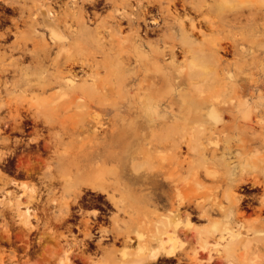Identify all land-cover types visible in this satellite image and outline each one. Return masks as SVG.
Here are the masks:
<instances>
[{"label": "bare ground", "instance_id": "obj_1", "mask_svg": "<svg viewBox=\"0 0 264 264\" xmlns=\"http://www.w3.org/2000/svg\"><path fill=\"white\" fill-rule=\"evenodd\" d=\"M100 1L0 0V145L8 148L7 152L0 151V161L10 164L15 160L17 165H23L29 155L31 157V154L36 152L40 154L41 148L52 149L48 171L42 172L48 178L47 187L49 185L55 193L56 186L61 185L67 193L72 194L70 199L52 194L46 200L52 204L53 216L58 211L59 223H66L67 233L64 230L63 249L65 255H70L66 259L67 264L74 259L83 260L87 257L84 255V247L78 249L79 243L86 244L87 247L95 244L98 251H101L102 256L95 264H159L163 259H176L178 264H191L192 256L189 249L185 248V242L187 240L190 246L192 239H187L186 231L192 228L193 217L204 221L203 232L197 236V246L208 255L206 264H219L217 259L223 255L225 264H252L255 257L263 260L264 153H259L257 147H263L264 140H259L256 136L230 143V140L226 139V148L236 145L234 155L238 162L231 166L229 162L217 158L220 147V131L217 128L223 117L219 108H232L236 104L234 100L225 101L215 97L197 101L196 104L200 108L211 106L206 114L199 111L195 115L190 113L189 116L172 111L171 116L164 115L159 119L166 124L169 117H172L173 126H163L160 130L150 131V134L133 132L135 143L127 142L122 148L116 149L108 143L101 147L99 142H91L89 148L83 150L82 159H79V152L62 148L67 129L62 127L55 130L59 123L56 117L58 107L53 103L59 100L77 102L79 98L84 100L93 93L96 84L94 75L100 66L99 63L104 62L103 59H98V56L101 50L108 49L107 44L112 43L110 40L114 39L115 33H118V39L125 43L127 39L132 40V50H146V47L159 50V43L163 41L161 50H169L168 58H175L174 50H181L182 55L188 58L187 50L201 49L195 48L193 35L204 37L206 29H218L223 22L245 28L246 32L259 15L264 18V0H106V5L111 9L104 16L97 10ZM122 21L127 22L128 31L125 33ZM151 31L157 33L156 38H148L147 34ZM106 32L110 34L105 35ZM230 45L234 46L229 42L226 45L219 44L220 48L225 50H230ZM201 62L195 57L189 61L193 77L207 72L196 67V63ZM157 79L151 80V83L154 84ZM198 80L199 78L195 79ZM242 116L245 121L253 120L250 111L244 112ZM90 121L92 120L86 118L77 120L72 128L89 129L95 125L93 136L105 132V126L99 122L100 119L94 124ZM44 127L49 130L50 139L43 135L41 130ZM27 134L33 136L25 140L24 135ZM205 139L209 140V145H204ZM113 140L117 139L113 137ZM137 141H140L139 149ZM43 155V158L47 156ZM202 159L204 162H211L215 168L226 167L229 170L227 175L221 176L216 170L208 171L206 168L209 165L204 169L205 175H212L227 184L222 195L217 188L204 194L201 192L202 194L191 195L189 190L184 193L180 185L182 173L186 172L187 178L193 174L198 176ZM98 160L101 161L98 166L112 163L111 180L109 175L106 177V173L98 172L92 164ZM29 163L31 165L28 168L33 167L34 162ZM9 164L4 165L10 168ZM24 167L25 163L22 166L23 171L19 173L21 177L39 173L41 166L32 169ZM248 182L250 186L245 185ZM9 183L21 192L17 193V189L7 190L5 187ZM164 185H168L174 192L163 189ZM83 187L98 191L100 194L93 193L94 195L89 196H104L106 206L111 205L115 210H110L109 215L97 209L86 213L87 211L84 212L79 205V222L76 224L74 221H67V217L76 218L74 215L77 212L72 211L71 203L85 194H82ZM244 188L260 189L261 192L247 195L238 191ZM0 195H3L0 201L5 197L10 198L9 207L17 216V221L29 234L31 231L33 233L39 224L38 211L40 208L44 209L48 203L42 200L44 197L42 195L41 198L39 188L36 185L29 187L21 180L10 178L7 172L0 171ZM22 196L26 197L25 202L34 207L26 204L25 209H22ZM84 202L82 205H85ZM158 208L163 211L159 212ZM193 209L197 210V215L196 212L192 213ZM251 211L256 214L255 217L253 215L254 219L244 221L242 217ZM120 213L128 215V220L135 215L145 219V225L150 222L145 226L146 233L143 228L135 230L127 227V222L123 227L125 221L120 219ZM213 213H219L221 217L215 218ZM100 217L110 219L112 226H103L104 221H100ZM96 224V232L99 234L93 238V227ZM181 224L185 228H181ZM73 226L89 239L88 242L78 241ZM58 228L61 229L60 226ZM25 229L23 231L26 232ZM110 235L112 240L105 242ZM20 237L19 233V239ZM259 241L261 243H258ZM117 242H120L122 247H117ZM212 250H215L218 256L214 257ZM194 253L197 254L195 248ZM4 257L5 255H0V264L20 263L16 260L7 261Z\"/></svg>", "mask_w": 264, "mask_h": 264}, {"label": "rangeland", "instance_id": "obj_2", "mask_svg": "<svg viewBox=\"0 0 264 264\" xmlns=\"http://www.w3.org/2000/svg\"><path fill=\"white\" fill-rule=\"evenodd\" d=\"M106 3L108 4L106 0H101L97 5V10L101 14V16L106 15L111 9L108 5H106ZM101 6L103 8H101ZM98 7L100 8L98 9ZM55 8L58 7L55 6ZM100 9L102 11H100ZM259 16L257 17L256 22L252 23L248 27V31L246 32H244L245 28L235 25L233 26L228 22H223L218 26V29H206V35L204 37L197 34L193 35V38L195 39V48L198 49L201 47V49L187 50L188 58L182 55L183 52L181 50H174L176 54L174 59L168 58L167 56L169 50H161L163 49V41L159 43V50H150L148 47L145 48L146 50H132V40L127 39V43H125L124 41H121V39H118V33H115L113 36L114 39L110 40L112 43L107 44L108 49L101 50L98 56V59H103L104 62L99 63L100 66L97 69V73H95L94 75L96 78V84L93 93L84 98L85 101L83 100V98H79L77 102L74 101L69 103L68 101L62 102V100H59L53 103L58 107V113L56 114V117L59 123L58 126H56L55 130H60L62 127L64 129H67V133H65L63 142L61 144L62 148H70V152H79V154H81L79 156V159L83 158V150L88 149L91 142H99V145H101V147H103V144L105 145L108 143L109 145H113L116 149L122 148L127 145V142L135 143L134 136L132 135L133 132H148V134H150V131L152 130H160L163 126L174 125V118L168 116L169 120L166 124H164L159 119L162 116H171L172 111L176 113L181 112L189 116L190 113L195 115L199 111H202L204 112V114H206L208 111H210L211 106L200 108L196 104L197 101L203 99H215V97H218L225 101L234 100L236 104L232 108H219V111L222 113L223 117L219 122V128H217L218 131H220V139L218 140V146L220 147L217 151V158L219 160H221L222 158L223 160H225V162H229V165L231 166H233V164L236 165L238 160L234 155L237 148L236 145L233 144L235 141L248 139L250 137L256 138V136L257 139L264 140V18ZM122 25L125 27L122 28L123 32L125 33L126 31H128L127 22L122 21ZM104 34L109 35L110 33L106 32ZM147 35L149 39H154L157 37V33L153 31L149 32ZM227 41L229 42V44L233 43L234 46L230 45V50L220 48L219 44L226 45L228 44ZM216 48L218 50H214ZM194 57L198 61H202L201 63H196V67H200V69L205 71L207 70V72L196 74L193 77L194 74L190 72V67L188 64L191 58ZM155 78H158L157 81H155L154 84L151 83V80L154 81ZM196 78H199V80L195 81ZM75 100H77V98H75ZM246 111H250L253 116V120H251V122L248 120L245 121L242 116ZM83 118L92 120L90 122H93V124L98 119H100L101 121L99 122L103 124V126H105V132L93 136V129L95 128V125L89 129L83 127L79 129H73L72 127L75 122L80 119L82 120ZM195 124H197V122H195ZM44 129L46 128L44 127L41 130L43 135L46 136V139H50L51 136L49 130ZM43 130L48 135L45 134ZM18 136L21 135L18 134ZM32 136L33 134H27L24 135V138L25 140H28V138ZM113 137L117 140H113ZM226 139H229L230 143L233 142V146L226 148ZM208 142L209 140L205 139L204 145H209ZM211 144L213 143H210V145ZM137 146L139 149L140 141H137ZM257 149L258 151H260L259 153H264V146L257 147ZM51 150L52 149L48 147L46 149L41 148L40 152H42L40 154L36 152L34 154H31V157L29 155L26 158V162L24 160V162L22 163L23 165H17L15 160H13L10 164L6 161H0V171L7 172L10 178L21 180L29 187H31L32 185H36L39 188L41 198L42 195L44 197L42 198L43 201L48 200L52 196V194H55V196H62L66 199H70L72 198V194L67 193L64 190L63 186L57 185L55 193L49 188V185L47 187L48 178L45 177L43 173H47L48 165L51 163L53 153ZM225 150L227 153L225 152ZM0 151L7 152L8 148L0 145ZM42 155L44 157L46 156L47 158H43ZM210 159L211 158L208 155V160ZM139 160L142 161L141 159ZM35 161L37 163H35ZM29 162H34L32 163L33 167L38 168V166H41L42 168H39L40 172H37L35 175H26V177H21L19 173L20 171H23L22 166H24L25 163L24 168H28L31 165ZM3 163L5 165L9 164L10 168L7 166L5 167ZM92 164L96 166L95 168L98 170V172L102 171L103 173H106V177L109 175L110 180L112 179V163H108L106 165L102 164V166H98L99 164H101V161L98 160L96 162H93ZM144 165H147V163H144ZM206 165H209V167L206 168L208 171L212 172L216 170V173L221 174V176L223 174L227 175L229 172L226 167L215 168L213 167V164L211 162L207 163L204 162V159H202V163L198 167V176L193 174L191 177L187 178V173H182L180 185L182 186L184 193L189 190L191 195L202 194L201 192H203L204 194V192L206 191L217 188L220 190V194L222 195V192L227 187V184L224 181L213 177L212 175H205L204 169ZM33 167H30L28 169H32ZM6 168H8L7 171ZM13 168L16 169L14 170ZM245 185L250 186V183H245ZM5 188L10 191L17 189L11 183L7 184ZM162 188L167 189L168 192H174L171 188L168 187V185H164L162 186ZM238 191L247 195H250L251 193L261 192L260 189L258 190L255 188H244V190L242 189ZM20 192V189H17V193ZM83 193H85L86 195ZM93 193L100 194L98 191L94 192L87 187H83V196L81 197H84V199L81 197H77L76 201L71 203L72 211L77 212V214L74 215L76 218L67 217V221H74V223L76 224L79 222V216H81L78 213L79 205H81V208L84 209V212L87 211L86 213H90L91 209H97L102 213L104 212L105 214L107 212V215H109L111 211L115 210V208L113 207V209L111 205L106 206L104 196L100 197L96 195L98 198L96 196H94L93 198L89 196ZM0 198H3V195H0ZM85 198L91 201V205L89 204V201H86ZM8 199L10 198L5 197L0 201V233L2 235H0V238H2L0 240V255H5L6 259H8L7 261H19V264H67L66 259L69 258L70 255H65L63 249V242L65 241V239H63V234L64 230L66 229V223H59V221L57 220L58 211L53 216L51 210L53 209L51 208L52 204L49 201H46L48 203L45 208L39 209V224L36 229L33 230V233L31 231L32 234H29V232L19 223V221H17V216L14 215V212H12L13 210L9 207ZM21 199L23 201L22 209H25L26 204H29L28 202H25V196H22ZM83 200L86 202H84ZM82 201L85 203V205H82ZM92 201L94 202V204ZM30 206L31 208L34 207L32 204H30L29 207ZM101 206L104 207L102 208ZM2 209L4 212L2 211ZM158 211L162 212L163 209L158 208ZM193 211L192 213L194 214L196 212L195 215H197V210L193 209ZM253 215L254 217L256 216V214L251 211V213L245 214L242 218L244 221L252 220L254 219ZM11 217L13 218V220ZM119 217L121 220L125 221L123 222V227L126 226L127 222V227L129 226L131 229L135 230L138 228H143L145 230V233L147 230V227L145 226L149 225L150 223L147 222V225H145L146 220L135 215H133L130 220H128V215L123 213H120ZM213 217L220 218L221 215L219 213H213ZM99 219L100 221H104V224L102 223L103 226H108L107 228H110L112 226L111 221H109L110 219H108L107 217H100ZM11 222L14 224H12ZM34 223L36 222L34 221ZM203 223V220L193 217L191 225L192 228L186 231V237H188L187 239H192L191 241H193H190V246L188 245L187 240L185 242V248L189 249L190 255L192 256L191 264H202L205 261L207 262L206 258H208V255L204 250L200 251L199 246H197V236L199 234H202L203 232ZM53 224H55V226L58 225L56 226L58 230ZM181 225V228H185L183 224ZM59 226L61 227V229L58 228ZM97 226L98 224L93 227V238H96V236H98L99 234L98 232H96ZM72 228L74 233L77 232L76 235H78V241L88 242L89 239L84 237L83 233L76 226H73ZM23 229H25L26 232L23 231ZM37 231L38 233L36 234L35 232ZM66 231L67 230H65V232ZM12 232H15L16 234H13ZM45 232L48 235H46ZM19 233L22 237H20V239ZM47 236L48 238H46ZM61 238L62 241H60ZM110 238L111 235L108 237L109 240L105 239L104 241H111L112 239ZM253 242L256 243V241ZM258 243L261 242L259 241ZM80 244L81 243H79L78 245V249L84 247L86 251V253L84 251V255L86 254L87 257L83 260L74 259L70 262V264L97 263V260L102 255L101 251H98V249L95 247V244H91L89 247L85 246L86 244ZM116 245L119 248L122 247V244L120 242H117ZM15 248L21 250L19 251ZM194 248L197 250L196 255L194 253ZM89 249L91 250L92 254L91 252H89ZM199 251L201 257H199L198 255ZM202 253H205V255H202ZM212 253L214 257L218 256V253H216L215 250H212ZM27 255L30 256L28 257ZM93 257H95V259L92 260ZM19 258L20 260H18ZM62 260L65 261V263ZM175 260L168 261L167 259H163L159 261V264H178V261ZM217 260L219 264H225L226 262L224 255ZM58 261H60L61 263H58ZM254 261L252 264H264V259L260 261L259 257H255ZM206 262L203 264H206Z\"/></svg>", "mask_w": 264, "mask_h": 264}]
</instances>
